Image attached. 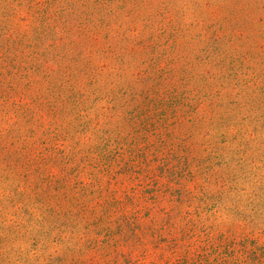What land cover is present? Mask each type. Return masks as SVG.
<instances>
[{
	"label": "rangeland",
	"instance_id": "obj_1",
	"mask_svg": "<svg viewBox=\"0 0 264 264\" xmlns=\"http://www.w3.org/2000/svg\"><path fill=\"white\" fill-rule=\"evenodd\" d=\"M0 264H264V0H0Z\"/></svg>",
	"mask_w": 264,
	"mask_h": 264
}]
</instances>
